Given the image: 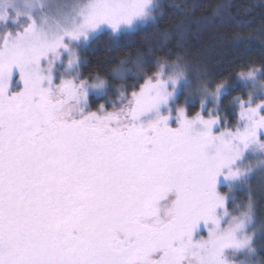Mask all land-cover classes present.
I'll use <instances>...</instances> for the list:
<instances>
[{"label": "snow or ice", "instance_id": "6c2138e0", "mask_svg": "<svg viewBox=\"0 0 264 264\" xmlns=\"http://www.w3.org/2000/svg\"><path fill=\"white\" fill-rule=\"evenodd\" d=\"M149 3L79 0L62 21L25 13L22 31L0 36V264H238L225 250L255 254L251 196L244 211L231 215L217 184L220 176L247 183L252 167L237 161L248 149L264 153V96H254L258 82L264 92V67L237 73L252 88L247 98L233 97L235 127L225 120L222 128L212 110L188 116L177 107L176 127L168 123L171 113L159 114L185 77L179 58L158 62L130 94L121 92L119 109L100 105L78 119L72 114L81 111L88 82L62 77L54 85L52 59L41 71L40 59L49 53L58 59L60 48L68 66H78L64 37L87 40L101 23L115 32L146 17ZM6 16L0 11V20ZM13 66L23 87L9 94ZM227 82L204 86L202 96L218 103ZM153 110L155 119L139 122ZM169 194L174 199L161 218L160 202ZM199 222L207 236L193 239Z\"/></svg>", "mask_w": 264, "mask_h": 264}, {"label": "trees", "instance_id": "16d2710c", "mask_svg": "<svg viewBox=\"0 0 264 264\" xmlns=\"http://www.w3.org/2000/svg\"><path fill=\"white\" fill-rule=\"evenodd\" d=\"M149 6L148 21L137 28L118 34L102 31L82 47L74 68L79 81L103 77L108 82L103 94L90 93L91 110L119 105L121 92L130 94L161 61L170 64L179 58L185 72L182 81L201 88H212L221 80L235 85L222 98L224 107L232 96L242 95L237 73L251 65L264 67V0H151ZM122 66L129 72L120 78L117 72ZM182 96V91L176 92L171 101L179 97L180 103ZM187 107L194 114L198 103ZM256 249L264 261L260 241Z\"/></svg>", "mask_w": 264, "mask_h": 264}, {"label": "rangeland", "instance_id": "374dc122", "mask_svg": "<svg viewBox=\"0 0 264 264\" xmlns=\"http://www.w3.org/2000/svg\"><path fill=\"white\" fill-rule=\"evenodd\" d=\"M79 0H2L0 3V11H4L7 13V16L4 20H0V36H3L5 33H8L10 36H14L17 32L22 31L23 26L28 22V16L25 13H29L32 16L39 19L40 17H47L48 22L51 24H55L57 21H62L63 15L72 7L73 4L78 3ZM151 2V0H150ZM28 4H31L29 6ZM150 4V3H149ZM149 4L146 6V12L148 15L144 18H134L130 25L121 24L118 26L117 30L113 32L111 27L106 23H101L97 26V28L93 31L90 30L88 32V38L85 40L81 37L79 40L70 39L68 37H64V43L68 45L69 49H74L78 61L81 56L82 47L87 44V42L92 39L95 35L101 33L102 31H108L112 34H118L123 31L133 30L140 26L142 23L148 21L150 17ZM60 52V57L58 59H53L52 53H49L48 56L42 57L40 59V68L41 71L45 74L47 73V63L49 59L53 60V66L51 69L53 84H59L61 78H69L74 79V81H78L77 78V70L74 68L76 66L69 67L67 64L68 54L67 50L64 48L58 49ZM168 69H165L167 73ZM129 70L122 66L118 70V77L123 78ZM141 77V75H140ZM259 79L261 80V74L259 75ZM88 83H92V80H86ZM236 84L241 86L242 95L244 98H247L248 91L252 88L251 83H245L241 81L238 76L236 77ZM42 86H49L47 81H42ZM235 85H231L227 82L226 89L221 94L218 103H215L211 97H203L200 95L202 92V88L196 86L192 82L187 80V83L180 80L177 88L173 91V96L182 91V101L179 103V97L176 100L171 101L170 98L169 103L167 105H161L159 107V114L164 115L166 113H171L169 115L168 123L171 127L177 126V120L175 117L176 108L179 104H184V108L186 111V115L191 116L193 114H189L188 105L193 102L198 103L197 111H201L204 115H207L208 110H212L213 114H217L220 117L221 124L220 127L224 126V121L228 122L229 127H235L236 124V113L238 111V106L233 101V97L230 99V102L224 107L222 104V98L230 93L231 88ZM23 87V82L19 77V70L13 66L12 73L9 79V88L8 93L12 94L14 92L19 91ZM171 90V86L169 85ZM256 92L254 96L262 97L264 96V92L260 90L259 82L256 85ZM55 89H53L54 91ZM90 93L94 94L95 97L99 96L94 90L91 89L90 86L86 89V98L84 101H81L79 104L80 112H74L72 114L73 118H81L83 115L87 114L90 111H93L89 108L88 104L90 103ZM181 98V96H180ZM204 99V105L201 106V99ZM178 100V101H177ZM122 103L115 106L116 109L122 107ZM114 108V107H113ZM107 109L108 111L113 110ZM96 111V110H95ZM156 111L153 110L149 113H146L140 117V123H147L149 120L156 118ZM214 131H219V129H214ZM259 135L264 138V131H261ZM259 155H264V153H253L251 149L245 151L242 160L237 161V164L244 167H252V172L249 174L247 178V183H243V181H231L225 180L223 176L218 178L217 190L221 193H224L227 196L226 207L231 215H239L240 212L245 210V206L248 203L249 196H251L253 202V220L251 225L249 226V230L254 232L253 246L256 249V243L261 242L262 247L264 246V164L257 163L260 158ZM171 199H174L173 194H169V197L166 200L160 202L161 210L160 217H164V207L170 202ZM222 210L217 209V215L220 214ZM211 226V224H209ZM201 236L206 237L207 232L204 228L203 222H199L198 228L193 232V239H199ZM225 256L229 260H236L239 264L240 261H244L245 264L248 262H255V264H264V261L261 260L257 255V249L255 254L246 255L244 253H236L235 255L231 252V250H225Z\"/></svg>", "mask_w": 264, "mask_h": 264}, {"label": "clouds", "instance_id": "9594fccd", "mask_svg": "<svg viewBox=\"0 0 264 264\" xmlns=\"http://www.w3.org/2000/svg\"><path fill=\"white\" fill-rule=\"evenodd\" d=\"M0 3H2V0H0ZM151 19L154 20L155 17H151ZM181 80H183V79H181ZM98 81H103L102 86H100V87H92V85L95 84V83H97ZM88 86H90L91 89L94 90L99 95V94H103L104 91L107 89L108 82L103 77H96L95 80L92 83H88ZM226 86H227V84H226ZM200 95H203V93L201 92ZM178 107H184V104H179Z\"/></svg>", "mask_w": 264, "mask_h": 264}]
</instances>
